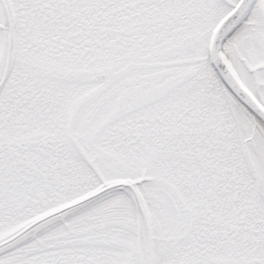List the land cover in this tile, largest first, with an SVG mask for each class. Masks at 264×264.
<instances>
[{
	"label": "snow or ice",
	"instance_id": "snow-or-ice-1",
	"mask_svg": "<svg viewBox=\"0 0 264 264\" xmlns=\"http://www.w3.org/2000/svg\"><path fill=\"white\" fill-rule=\"evenodd\" d=\"M0 264H264V0H0Z\"/></svg>",
	"mask_w": 264,
	"mask_h": 264
}]
</instances>
